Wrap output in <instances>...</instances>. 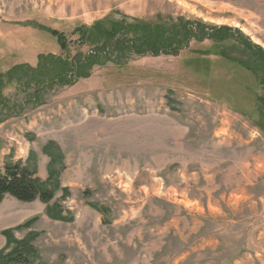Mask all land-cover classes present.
Returning <instances> with one entry per match:
<instances>
[{
    "label": "rangeland",
    "instance_id": "rangeland-1",
    "mask_svg": "<svg viewBox=\"0 0 264 264\" xmlns=\"http://www.w3.org/2000/svg\"><path fill=\"white\" fill-rule=\"evenodd\" d=\"M103 19L233 32L177 56L106 59L37 95L3 78L40 54L68 61L78 49L61 53L51 33L69 42ZM241 36L264 50V0H0V167L19 162L46 184L50 160L59 171L49 205L0 204L2 254L25 244L32 264H264V71Z\"/></svg>",
    "mask_w": 264,
    "mask_h": 264
},
{
    "label": "trees",
    "instance_id": "trees-1",
    "mask_svg": "<svg viewBox=\"0 0 264 264\" xmlns=\"http://www.w3.org/2000/svg\"><path fill=\"white\" fill-rule=\"evenodd\" d=\"M160 26L166 27L167 31H163L167 37H164L162 30H157L159 26L150 27L137 21L125 24L110 19L99 20L90 27L80 26L74 29L70 36L76 38L69 42L63 34L52 32L51 35L56 38L61 53L68 52L69 47H72L78 49L76 54L68 61H63L61 55L40 54L35 68L24 64L15 65L4 73L3 78L22 86L24 91L35 90L37 95L40 91L52 87L72 86L79 80L89 78L92 69L102 65L103 62H108L106 59L115 60L120 57L118 61H121L131 54L147 53L151 55L168 53L177 56V52L181 50V46H185L187 40L206 39L219 45L231 39L229 33L233 32L228 27H206V29L200 24L193 25L194 27L191 24L174 28L167 24ZM239 38L240 36L237 40ZM240 40L238 42L242 44L243 49L252 52V57L261 63L264 71V50L258 47H252L251 50L247 48L250 45L242 36ZM82 47H88L92 53L83 54L79 50ZM197 54L202 55V53ZM225 56L222 54L220 57L232 61L227 55ZM261 80L264 83V79ZM262 102L264 101L260 99L259 103ZM0 105L3 106L1 102ZM49 165L51 166L49 180H52V174L55 175L59 171L52 168L54 159L50 160ZM50 181L49 184L42 182L27 165L7 161L0 167V204L4 199L11 198L21 203L40 202L49 205L59 189L56 181ZM8 234V231L4 232L6 238ZM2 253L3 251H0V264H32L38 259L35 255L36 251L25 244L18 245L8 254Z\"/></svg>",
    "mask_w": 264,
    "mask_h": 264
}]
</instances>
